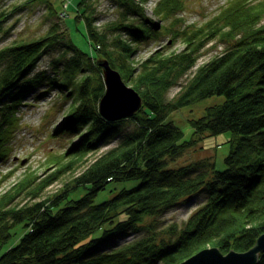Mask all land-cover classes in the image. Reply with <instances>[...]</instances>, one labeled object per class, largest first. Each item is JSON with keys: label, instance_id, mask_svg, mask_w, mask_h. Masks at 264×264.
<instances>
[{"label": "trees", "instance_id": "trees-1", "mask_svg": "<svg viewBox=\"0 0 264 264\" xmlns=\"http://www.w3.org/2000/svg\"><path fill=\"white\" fill-rule=\"evenodd\" d=\"M40 1L52 9L50 0ZM113 1L120 11L102 29L94 25L92 11L77 15L84 20L90 53L78 49L57 22L41 36L12 39L0 48V162L9 154L18 107L39 89L34 98L53 88L71 98L59 132L79 139L41 186L73 174L76 164L82 167L50 201L11 203L27 184L0 195V264H179L207 247L247 251L264 233V0H228L202 24L177 29L175 19L157 25L147 17L148 0ZM182 2L157 0L153 13L168 19L182 10ZM10 15L1 12L0 26ZM164 34L184 47H160L132 59L142 41ZM212 41L223 48L196 64ZM54 51L51 71H34ZM100 58L142 99L128 118L107 121L98 111L105 88ZM176 85V95L169 98ZM214 95L222 102L190 118L192 137L183 140L169 115ZM226 131L232 138L223 168L207 158L170 165L204 136ZM110 181L137 183L94 203ZM79 186L88 191L70 199ZM35 188L27 194L37 195ZM197 195L202 202L181 226L160 228L158 217ZM128 235L133 236L122 240ZM256 264H264V252Z\"/></svg>", "mask_w": 264, "mask_h": 264}, {"label": "rangeland", "instance_id": "rangeland-1", "mask_svg": "<svg viewBox=\"0 0 264 264\" xmlns=\"http://www.w3.org/2000/svg\"><path fill=\"white\" fill-rule=\"evenodd\" d=\"M50 1L53 5L51 9L53 12L40 0L34 2L0 0V14L1 12L11 13L0 26V48L10 43L12 39H29L41 36L51 24L57 22L60 28L66 32V37H69L78 49L90 53L91 45L86 36L84 20L82 17H77V15L81 12L88 14L92 11L96 19L94 25L102 29L107 22L115 20L120 11L119 5L113 0H84L85 3L82 6L79 4L81 0ZM226 1L228 0H183L182 10L172 14L168 19H163L153 13L157 0H148L144 3V8L147 17L155 21L157 25H168L175 19L174 27L177 29V27L202 24L209 17L216 14L219 8L225 5ZM17 7L20 8L17 9ZM122 37L127 38V34L123 33ZM58 47L59 52H61L60 49H63V47ZM160 47L167 51L180 50L184 47V44L179 40L173 41L171 37L164 34L156 40L142 41L138 51L132 55V59L139 60ZM222 48L221 44L214 41L209 42L196 64L206 61ZM57 54L58 51H54L44 55L34 71L45 70L50 72L51 59L54 57L56 59ZM180 81L182 82L184 79ZM178 89L179 86H173L168 91L167 96L169 98L175 96ZM36 94L25 98L16 110L15 117L18 119V126L13 133L11 142L8 143L9 154L0 162V195L11 194L20 184L21 186L27 184L24 191L12 198L11 203L18 205L43 199L50 201L60 191L63 184L82 169L81 164H76L77 171L73 174L70 172L64 176L61 175L46 187L41 186V183L49 179V175L56 171L60 161H63L61 155L66 152L70 143L77 141L79 138L72 133L59 132L62 127H65L64 115L69 108L71 98L65 100V96L59 90L53 88L42 97L34 98ZM222 100V96L214 95L183 107L170 114L168 118L182 129L183 140H189L193 131L189 119L201 116L205 113L206 107L219 104ZM231 138L230 131L218 135L204 136L197 141L196 145L185 150L179 157L171 161L170 165L178 167L207 158L214 159L216 167L221 169L224 167L223 159L231 149ZM113 143L111 141L101 149L103 150ZM92 157H94V154L88 155L87 158L91 159ZM73 167L75 169V164ZM136 183L137 181H110L104 189L98 191L94 197V203L106 200L111 194L126 187L130 188ZM31 188L36 189L35 193L37 195L27 194L31 191ZM87 191V187L79 186L70 191L69 198L76 200ZM202 200V195H197L181 201L157 218L158 225H160V228L166 229L170 225L181 226ZM121 218H123V215H120L117 219ZM160 228L158 227V230ZM132 236L128 235L122 240L129 239Z\"/></svg>", "mask_w": 264, "mask_h": 264}, {"label": "water", "instance_id": "water-1", "mask_svg": "<svg viewBox=\"0 0 264 264\" xmlns=\"http://www.w3.org/2000/svg\"><path fill=\"white\" fill-rule=\"evenodd\" d=\"M101 69L104 92L98 102V111L107 121L128 118L142 106L139 93L129 86L105 58L97 60ZM264 252V233L255 244L244 252L230 250L222 253L217 247L204 248L179 264H256L260 253Z\"/></svg>", "mask_w": 264, "mask_h": 264}]
</instances>
